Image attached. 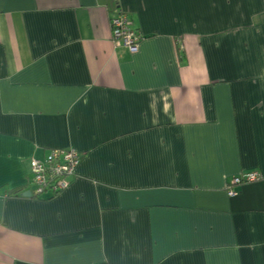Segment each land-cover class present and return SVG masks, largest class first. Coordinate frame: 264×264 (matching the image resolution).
Here are the masks:
<instances>
[{"label":"crops","instance_id":"1","mask_svg":"<svg viewBox=\"0 0 264 264\" xmlns=\"http://www.w3.org/2000/svg\"><path fill=\"white\" fill-rule=\"evenodd\" d=\"M0 264H264V0H0Z\"/></svg>","mask_w":264,"mask_h":264},{"label":"built area","instance_id":"2","mask_svg":"<svg viewBox=\"0 0 264 264\" xmlns=\"http://www.w3.org/2000/svg\"><path fill=\"white\" fill-rule=\"evenodd\" d=\"M112 26L116 44L126 48L131 54H136L143 39L132 29L128 20L117 17L112 21ZM80 159V154L68 150L51 152L44 162L32 160V197L38 198L46 193L56 194L65 190L68 187L67 179L73 176ZM262 179L258 173H249L233 179L232 186L254 184ZM229 196L234 198L237 193L231 190Z\"/></svg>","mask_w":264,"mask_h":264},{"label":"water","instance_id":"3","mask_svg":"<svg viewBox=\"0 0 264 264\" xmlns=\"http://www.w3.org/2000/svg\"><path fill=\"white\" fill-rule=\"evenodd\" d=\"M23 197H25V198H31L32 197V194L31 193H26V194L23 195Z\"/></svg>","mask_w":264,"mask_h":264},{"label":"trees","instance_id":"4","mask_svg":"<svg viewBox=\"0 0 264 264\" xmlns=\"http://www.w3.org/2000/svg\"><path fill=\"white\" fill-rule=\"evenodd\" d=\"M34 199L36 198V197H33Z\"/></svg>","mask_w":264,"mask_h":264}]
</instances>
